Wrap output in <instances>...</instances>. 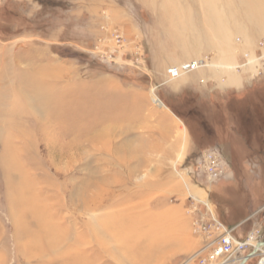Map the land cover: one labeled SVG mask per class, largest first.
Masks as SVG:
<instances>
[{"label":"rangeland","instance_id":"374dc122","mask_svg":"<svg viewBox=\"0 0 264 264\" xmlns=\"http://www.w3.org/2000/svg\"><path fill=\"white\" fill-rule=\"evenodd\" d=\"M262 10L264 0H2L0 264H62L76 252L91 264H195L193 192L211 191L223 223L252 214L237 235L264 227V78L234 69L264 42L263 14L251 19ZM105 23L143 46L142 63L96 53ZM205 55L214 64L203 70L246 85L210 98L182 83L195 72L168 81L169 67ZM213 147L228 170L209 185L194 164Z\"/></svg>","mask_w":264,"mask_h":264},{"label":"built area","instance_id":"2783aa9c","mask_svg":"<svg viewBox=\"0 0 264 264\" xmlns=\"http://www.w3.org/2000/svg\"><path fill=\"white\" fill-rule=\"evenodd\" d=\"M101 30L105 32V36L98 40L99 46L95 49L96 53L101 52V56L105 58L103 60L114 63L121 54L129 53L138 56L137 62L142 63L143 46L106 23ZM213 64V57L205 55L173 65L167 70L168 81H175L192 72L213 68ZM235 72H247L252 79L264 78V42L258 43L254 53L245 52L241 55ZM194 169L198 175H204L207 178L209 185H213L215 181L227 174L228 165L222 151L218 147H213L198 155ZM210 194L211 191L205 198L195 197L192 194L189 197L191 206L188 213L193 218V232L204 241L203 247L191 261H195V264H241L251 249L254 250L264 243L263 229L256 227L245 237L240 238L237 230L241 225L229 227L215 216ZM199 206L204 207V212L200 211ZM257 257H260L259 264H263L264 246L259 247Z\"/></svg>","mask_w":264,"mask_h":264},{"label":"crops","instance_id":"0c3cea01","mask_svg":"<svg viewBox=\"0 0 264 264\" xmlns=\"http://www.w3.org/2000/svg\"><path fill=\"white\" fill-rule=\"evenodd\" d=\"M258 11H256L257 13L255 12L256 14L254 13L255 15H252L251 16V19H258V18H260V16L262 14L264 16V10H262V12H258ZM259 13L260 14L262 13V14L261 15H258ZM224 22H225L224 25L225 24L227 25L226 31H228V33L231 36L234 33H238L239 32L237 26L231 27L226 20ZM239 33H243L244 36L249 37V33L247 32V29H244V27H242V32H239ZM215 34H217V33H215ZM216 36L218 38L222 39V37L219 34H217ZM214 46L216 47V44ZM220 49H221L220 51H222V53L224 52V50H227V52L230 53V56L228 58H225L224 55H223V59H224V62L225 63H235L236 62V58L234 57L233 48L228 47V49H227V48H223V47L221 48L220 47ZM173 61L174 60H172V58H170V59L167 58L165 60V65L166 66L167 65H170V64L173 63ZM189 82H191L192 85L195 84L200 91H207L208 94H209V96H210V98H212L215 93H224L226 91L228 92L231 89H240V88H242V87H244L246 85V81H245V79L243 77H241L240 75L234 73L231 70H225V69L222 70V71H219V72H215V71H212V70H202V71L195 72L194 75H191L188 78H184L183 81H182V83H184V84L185 83H189ZM184 92H186V91H184ZM251 215L252 214H247L243 218H240V219H231L229 221V223H227V222H225V223L229 227H236V226H240V225H241L240 227H245V225L247 224L246 221L248 220V218ZM256 227H261L262 229H264L263 226L253 223V224H250L248 226V228L245 229V232H243L242 234H240L238 236L240 238H243V237H245L247 235V233H249V231H251V229H254ZM253 251L254 250L251 249L248 252L247 255H249Z\"/></svg>","mask_w":264,"mask_h":264},{"label":"bare ground","instance_id":"6f19581e","mask_svg":"<svg viewBox=\"0 0 264 264\" xmlns=\"http://www.w3.org/2000/svg\"><path fill=\"white\" fill-rule=\"evenodd\" d=\"M246 1V0H245ZM261 3V2H260ZM247 4V3H246ZM261 6V5H260ZM252 11V10H251ZM227 67H231V66H227ZM236 67L234 66V69H235ZM155 104L158 106V107H161V108H163V109H166V106H164V105H162V103H161V101L160 100H156L155 99ZM169 110V109H168ZM101 140V137H97L96 136V139H94L93 141H92V143H96V142H99ZM91 187V186H90ZM101 191L102 192H106V189H105V187L102 185L101 187ZM189 191H192L190 188H189ZM101 193V192H100ZM94 194V196H93V200H92V203H95L96 204V206L98 207L100 204H102V202H104L105 200H103V197H101V195L102 194ZM194 193V192H193ZM193 193H191L192 195H193ZM195 195H197V194H195ZM196 197V196H195ZM98 200H100V202L98 201ZM86 203V206H87V204L89 203L88 202V200L85 202ZM102 207H103V205H102ZM101 207V208H102ZM103 225H104V227H105V229L106 230H108V225L105 223V222H103ZM111 234H112V231H111ZM114 234V233H113ZM121 234H123V236H125V237H127L129 234H130V232H128L127 230H123L122 232H121ZM78 239H80L79 241H83L84 240V236H79L78 237ZM259 249V248H258ZM62 264H91L90 262H88V260H86V259H84L83 258V254H79V252H76V255H74L73 257H71V259H70V261L69 262H63ZM263 264H264V262H263Z\"/></svg>","mask_w":264,"mask_h":264},{"label":"water","instance_id":"95a60500","mask_svg":"<svg viewBox=\"0 0 264 264\" xmlns=\"http://www.w3.org/2000/svg\"><path fill=\"white\" fill-rule=\"evenodd\" d=\"M260 246H264V243H261L256 249H254V251L252 253H250L249 255H247L244 260L241 262V264H246L250 259L257 257L258 255V248Z\"/></svg>","mask_w":264,"mask_h":264}]
</instances>
